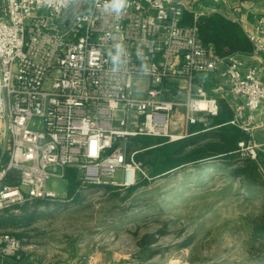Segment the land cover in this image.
I'll list each match as a JSON object with an SVG mask.
<instances>
[{
  "label": "built area",
  "instance_id": "2783aa9c",
  "mask_svg": "<svg viewBox=\"0 0 264 264\" xmlns=\"http://www.w3.org/2000/svg\"><path fill=\"white\" fill-rule=\"evenodd\" d=\"M189 1L129 0L117 16L104 10L105 0H0V213L57 199L47 181L64 177L66 167L76 170V191L125 189L139 172L148 179L126 139L175 141L216 127L219 97L197 77L220 67L232 95L227 123L246 135L234 151L256 158L264 76L243 70L239 52L220 55L201 40L204 12L183 22ZM262 34L264 17L247 32L252 55L264 51ZM117 44L123 52L114 64ZM21 249V238L0 232V257Z\"/></svg>",
  "mask_w": 264,
  "mask_h": 264
},
{
  "label": "rangeland",
  "instance_id": "374dc122",
  "mask_svg": "<svg viewBox=\"0 0 264 264\" xmlns=\"http://www.w3.org/2000/svg\"><path fill=\"white\" fill-rule=\"evenodd\" d=\"M207 131L203 144L216 140L213 129ZM158 137L137 135L126 142L135 149ZM260 140L264 134L254 139L255 159L240 151L199 159L149 176L131 191L87 186L70 198L68 178L50 176L47 187L58 200L7 211L15 218L0 232L21 238L22 251L42 264H264V235L254 230L264 224ZM244 158L257 162L256 179L231 174Z\"/></svg>",
  "mask_w": 264,
  "mask_h": 264
},
{
  "label": "trees",
  "instance_id": "16d2710c",
  "mask_svg": "<svg viewBox=\"0 0 264 264\" xmlns=\"http://www.w3.org/2000/svg\"><path fill=\"white\" fill-rule=\"evenodd\" d=\"M191 17V13L185 11L183 22H190ZM199 36L204 42H212L215 45L216 52L220 55L232 52H250L252 50V44L241 27L219 14L211 16L201 15L199 17ZM219 105L220 112L213 118L214 124L217 125L212 128L214 138H216L215 141H208L203 144L202 141L209 135H207L208 131H200L175 141H167L165 137H158L157 140L144 142L135 149L128 147V150H138L135 153V158L145 163L144 165L147 164L149 176L168 173L170 170L183 166L188 162H198L197 160L199 159L218 156L223 158L230 157V154H233L237 147V142L246 135L240 128L227 123L232 116V109L226 101L220 98ZM198 129H200L198 126L191 127V131ZM237 162L240 163L233 164L234 166L230 171L232 175L247 179H256L258 177V165L256 161L244 158ZM64 176L69 180L67 196L72 198L76 195V188L78 186L76 170L66 167L64 168ZM146 182H148L146 178H141L137 184ZM105 187L118 190L120 188L114 186ZM134 187L135 185L126 187L125 189L126 191H131ZM56 200L58 198L54 200H34L31 203L21 205L20 208L26 211L28 204H34L35 206L40 203H49L48 201ZM6 212L0 213V228L15 218ZM261 219L264 221V215L261 216ZM254 230L264 235V224L259 227L254 226ZM151 236V234L147 235V237ZM152 240L149 239L147 243H151ZM4 258L0 259L1 264H42L39 263L38 259H34L33 255L26 254L22 249L19 251L18 257Z\"/></svg>",
  "mask_w": 264,
  "mask_h": 264
},
{
  "label": "crops",
  "instance_id": "0c3cea01",
  "mask_svg": "<svg viewBox=\"0 0 264 264\" xmlns=\"http://www.w3.org/2000/svg\"><path fill=\"white\" fill-rule=\"evenodd\" d=\"M186 11L191 13L192 17L198 11H203L204 14L202 15L206 16L219 14L237 23L247 36L248 30H252V25L257 19L264 17V0H221L219 2L212 0H191L188 3V9ZM192 17L190 22L187 23L192 22ZM261 41L264 43V34L261 35ZM239 56L243 62V70L249 67H255L257 73L264 76V51L254 55L249 52H239ZM221 70L220 67L211 73L200 74L197 79L202 81L204 88L209 94L225 100L230 106L232 95L229 90L228 79L221 75ZM262 134H264V102L254 112V136ZM259 143H264V140H260Z\"/></svg>",
  "mask_w": 264,
  "mask_h": 264
},
{
  "label": "clouds",
  "instance_id": "9594fccd",
  "mask_svg": "<svg viewBox=\"0 0 264 264\" xmlns=\"http://www.w3.org/2000/svg\"><path fill=\"white\" fill-rule=\"evenodd\" d=\"M129 6V0H105L103 8L108 13H113L117 16L122 15ZM123 52L121 44L116 45V54L112 57L113 63H119Z\"/></svg>",
  "mask_w": 264,
  "mask_h": 264
},
{
  "label": "water",
  "instance_id": "95a60500",
  "mask_svg": "<svg viewBox=\"0 0 264 264\" xmlns=\"http://www.w3.org/2000/svg\"><path fill=\"white\" fill-rule=\"evenodd\" d=\"M166 85L171 87L172 90H175V88H176V83L175 82L174 83L167 82Z\"/></svg>",
  "mask_w": 264,
  "mask_h": 264
}]
</instances>
